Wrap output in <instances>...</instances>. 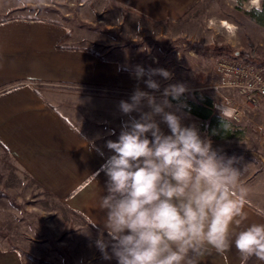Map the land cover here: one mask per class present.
I'll list each match as a JSON object with an SVG mask.
<instances>
[{"label": "crops", "instance_id": "1", "mask_svg": "<svg viewBox=\"0 0 264 264\" xmlns=\"http://www.w3.org/2000/svg\"><path fill=\"white\" fill-rule=\"evenodd\" d=\"M20 1L18 6L10 5L7 9L41 6L47 0ZM100 1L112 4L119 18L134 17L147 26L162 23L164 27L168 23L177 34H192V28L198 23L192 20L193 12L206 7L210 10L211 3L217 0ZM214 17L219 19V15ZM220 19V25L224 26L226 22ZM90 42L88 36L71 32L54 21L25 15L0 21V153L4 155L2 159L6 157L7 162L11 161L15 170L11 174L3 171V179L12 176L29 179L61 203L67 215H71V225L79 237H84L80 244L75 243L74 249L79 252L84 249L88 256L99 252L94 242L101 225L93 224L105 215L99 202L106 194L107 181L100 169L112 154L106 142L117 140L122 119L128 117L119 108L90 109L84 100L77 106L72 89L83 88L88 94L103 90L133 93L137 87L152 91L144 83L147 76L137 80L132 73L135 66L141 64L145 70L154 68L155 61L153 56L145 59L134 56V48L120 45L122 41L113 46H109L108 41L93 42L97 49L99 45L104 47L101 51L94 50ZM188 55L198 56L191 51ZM208 56V62L203 63L208 71L197 75L199 83L211 75L213 55ZM202 60L206 58L199 57V61ZM191 117L201 124L204 134L206 122ZM233 136L214 141L229 140ZM93 140L95 147L90 150L88 144ZM226 157L237 158L234 166L242 171L240 183L248 190L250 203L245 209L248 213L245 224L264 223V218L256 214L264 210V162L249 156ZM3 236L0 235V264H24L22 258L8 250ZM34 242L29 246L32 252H27L36 258L44 257L40 248L45 245L43 239L36 237ZM198 264H241V258L233 245L220 253L209 250L199 257ZM247 264L261 262L253 257Z\"/></svg>", "mask_w": 264, "mask_h": 264}, {"label": "clouds", "instance_id": "2", "mask_svg": "<svg viewBox=\"0 0 264 264\" xmlns=\"http://www.w3.org/2000/svg\"><path fill=\"white\" fill-rule=\"evenodd\" d=\"M248 11L264 13V0H253ZM132 75L147 76L144 83L152 91L137 87L119 102L128 119L117 140L106 142L112 154L100 169L107 181L99 202L105 215L93 224L101 225L94 244L102 258L117 264H198L209 250L220 253L234 245L241 264L253 257L264 264V223L245 224L250 201L242 171L234 166L237 158L221 154L210 137L183 123L172 101L181 102L185 84L167 85L159 99L154 95L161 85L153 77L170 80L171 72L137 65ZM256 214L264 218V210Z\"/></svg>", "mask_w": 264, "mask_h": 264}, {"label": "rangeland", "instance_id": "3", "mask_svg": "<svg viewBox=\"0 0 264 264\" xmlns=\"http://www.w3.org/2000/svg\"><path fill=\"white\" fill-rule=\"evenodd\" d=\"M251 1L253 0H244L240 3L237 0H217L211 3V11L206 7L193 12L192 20L198 23L194 29L192 28V34L187 32L177 34L168 23L164 27L162 23L147 26L143 20L134 17L119 18L120 14L117 10L114 11L112 4L100 0H47L41 6H26L15 10L7 9V6H18L20 0H0V20L25 15L61 23L71 32L88 36L91 47L96 51L104 49L102 45H99L98 49L95 47L93 42L97 40L108 41L109 46L122 41L120 45L134 48L132 50L134 56L143 59L153 56L154 68H164L172 73L170 80H164L160 76L154 77L161 85L160 91L154 93L158 99L167 85L183 83L188 89L182 96L183 100L197 101L199 97H206L212 102L218 99L217 96L205 89L211 75L208 74L209 77L207 75L201 84L196 79L200 72L207 70L208 67L204 68L203 63L208 62L210 57L208 55H213V65L221 56L243 59L238 56L239 53L251 55L257 62H264V27L257 25L251 17L253 11H248L252 6ZM217 15L219 19L214 17ZM220 18L228 24V28L220 25ZM194 44L208 47L209 51H194L191 49ZM213 47H226L230 49L229 53L234 54L233 56L219 54L211 51ZM190 51L197 53L198 56L188 55ZM236 53L238 54L235 55ZM199 57L206 58V61H199ZM140 66L144 67L142 64ZM210 72L212 74V70ZM72 90L74 104L80 106L84 100L90 109H118L119 102L129 100L132 95V92L125 90H103L89 94L88 90L83 88ZM224 93L231 95L229 92ZM172 104L179 108V114L184 117L183 123L194 124L201 133V124L196 123V119L184 110V101L182 103L172 101ZM146 110L148 109L145 108ZM124 120L123 117L122 122ZM231 124L235 136L229 140H212L213 148L253 151L264 158V118L260 112L255 111L247 115L239 124ZM201 135L207 136L206 131ZM2 155L1 152L0 235H4L11 253L22 258L24 264H117L115 259L104 260L99 252L88 256L84 249L81 252L76 251L75 243L80 244L81 238L83 240L84 237H79L76 228L71 225V215H67L68 212L61 203L31 180L26 178L19 180L14 176L3 179V171L11 174L15 170L11 161L7 162L6 157L2 159ZM50 208H54V211H50ZM36 237L44 241L45 245L40 247L44 257L36 258L27 252L28 250L32 252L33 249L29 246L38 242H34ZM19 245L20 247L24 245L22 247L27 250L20 248ZM47 257L52 260H47Z\"/></svg>", "mask_w": 264, "mask_h": 264}, {"label": "built area", "instance_id": "4", "mask_svg": "<svg viewBox=\"0 0 264 264\" xmlns=\"http://www.w3.org/2000/svg\"><path fill=\"white\" fill-rule=\"evenodd\" d=\"M205 89L218 98L211 103L212 113L233 124L241 123L255 111L264 118V65L221 56L213 65Z\"/></svg>", "mask_w": 264, "mask_h": 264}, {"label": "trees", "instance_id": "5", "mask_svg": "<svg viewBox=\"0 0 264 264\" xmlns=\"http://www.w3.org/2000/svg\"><path fill=\"white\" fill-rule=\"evenodd\" d=\"M254 22L260 27H264V13H256L255 11L251 14ZM11 18V17H10ZM6 18L0 20L4 21ZM191 49L194 51H209L208 47L197 46L196 44L191 46ZM213 52H217L219 54H227L233 56L234 53H229L230 49L226 47L216 48L213 47L211 49ZM239 57L243 58L246 61L254 62L259 65H264V62H257L251 55H246L243 53H239ZM250 57V58H249ZM171 99V98H170ZM184 101V110L190 114L195 116L199 120H203L206 122V134L211 140H219V139H227L234 135L232 132L233 125L229 123L227 120L222 119L221 117L215 115L210 110L211 100L206 97H199L197 101H186L181 97V102ZM173 102H177L174 101ZM221 154L225 156H249L253 157L261 162H264V158L261 157L260 154L253 151H242V150H234V149H219Z\"/></svg>", "mask_w": 264, "mask_h": 264}, {"label": "bare ground", "instance_id": "6", "mask_svg": "<svg viewBox=\"0 0 264 264\" xmlns=\"http://www.w3.org/2000/svg\"><path fill=\"white\" fill-rule=\"evenodd\" d=\"M223 25L226 27V28H228L229 26L226 24V23H223Z\"/></svg>", "mask_w": 264, "mask_h": 264}, {"label": "water", "instance_id": "7", "mask_svg": "<svg viewBox=\"0 0 264 264\" xmlns=\"http://www.w3.org/2000/svg\"><path fill=\"white\" fill-rule=\"evenodd\" d=\"M238 53H236L235 55H237Z\"/></svg>", "mask_w": 264, "mask_h": 264}]
</instances>
